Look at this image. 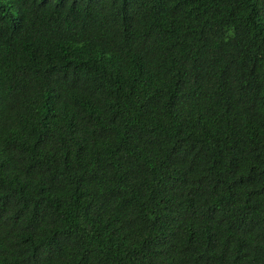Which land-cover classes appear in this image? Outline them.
Returning a JSON list of instances; mask_svg holds the SVG:
<instances>
[{
	"label": "trees",
	"instance_id": "1",
	"mask_svg": "<svg viewBox=\"0 0 264 264\" xmlns=\"http://www.w3.org/2000/svg\"><path fill=\"white\" fill-rule=\"evenodd\" d=\"M0 264H264V0H0Z\"/></svg>",
	"mask_w": 264,
	"mask_h": 264
}]
</instances>
